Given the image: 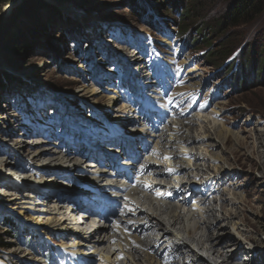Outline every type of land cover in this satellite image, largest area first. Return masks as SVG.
I'll return each instance as SVG.
<instances>
[{"label":"rangeland","instance_id":"rangeland-1","mask_svg":"<svg viewBox=\"0 0 264 264\" xmlns=\"http://www.w3.org/2000/svg\"><path fill=\"white\" fill-rule=\"evenodd\" d=\"M262 2L257 11L241 18L234 26L227 19L231 5L227 0H13L0 5V21L6 25L2 37L5 44L0 46V149L2 152L6 149L12 151L17 148V143L24 144L23 151L11 152L12 166L0 170L7 174V178L0 181V240L7 243L6 246L0 245V264H48L46 256L53 259L51 264H56L53 239L60 246L62 258L67 260L65 249L76 241L73 233L62 237L59 231L48 232L44 225L35 224L31 217L37 216L35 209L53 210L59 206L63 207L61 211L67 212L73 206L71 201L75 202L78 196L81 200H95L82 182L99 167L95 160L88 158L86 161L88 159L81 156L78 163L89 173L82 170L69 172L68 167L75 162L70 158L68 167H64L55 164V157H67L65 153L69 148L76 151L84 146L106 152L108 146L93 138L92 130L107 127L109 131L116 124L122 126L121 122H125L127 117L135 116L130 113V98L141 101L140 105L152 100L150 105L157 108L155 99L146 95L149 99L145 98L142 89L150 81L163 84L162 77L170 86L172 79L168 74L176 66L174 74L185 82L158 91L169 90L171 96L179 94L178 100L191 97V106L203 108H196L187 115L195 119L191 133L198 138L189 149L195 148V153L206 157L197 162L199 169L192 164L190 171L194 172L192 175L201 172L212 178L216 174L217 160L210 153H222L227 160L229 177L220 185L229 202L220 209V195L207 192V198L212 204L217 198L216 208L220 212L241 213L249 225L246 227L234 218L213 227L212 231L221 234L224 241L231 244L219 246V249L222 255L227 254L235 261L244 258L251 264H264V146L258 131L259 128L264 130V70L260 77L246 75L245 83L242 82L243 68H252H248L250 65H246V61L254 60L251 63H254L255 72L264 68V55H261L264 53V0ZM190 7L192 12L185 15V10ZM127 45L131 50L129 53L122 49ZM136 47L142 49L144 55L136 52ZM163 56L167 61H163ZM151 62L154 65L152 73ZM155 65L160 69L157 70ZM130 69L133 77L128 74ZM146 70L149 72H140ZM1 71L8 72L9 78L5 81ZM156 72L161 75L151 80L150 76ZM113 96L118 102H111L113 110L106 114L108 110H104V105ZM165 102L170 105L167 99ZM40 106L44 109L40 110ZM162 107L170 118H176L171 107L165 104ZM215 107L219 111L216 116L212 115ZM158 110L156 115L160 114ZM214 117L231 131V135L225 142L213 139V144L219 145L210 146L208 138L202 139L209 133V122ZM11 118L18 120L12 126L8 122ZM154 120L151 118L149 127ZM137 128L138 125H133L130 133L127 129L125 132L131 134ZM81 131L93 139L88 141L81 136ZM31 132L36 134L31 136ZM40 145L48 146L46 148L50 152L43 158L34 159L33 152ZM150 154H144V161ZM118 160L124 161L125 158ZM156 163L158 167L164 166L160 159ZM54 165L65 174L69 173L70 177L54 174L57 176L55 182L45 181L50 186L46 184L44 187L39 181L42 173L34 177L35 172L25 168L42 167L53 171ZM47 174L53 175L52 172ZM197 177L192 179L199 185L196 182L191 184L203 189L202 176ZM73 178L82 181L73 182ZM171 178L157 177L155 181L167 183ZM12 180L17 186L9 183ZM217 181H214L215 185ZM40 188L49 195L41 198L38 201L41 204L35 209L23 210L22 215L15 205L2 202L7 197L34 196ZM189 191V188H184L178 198L191 197L187 193ZM56 193L57 196H65L66 200L57 198ZM238 194L245 198L244 204L237 199ZM188 207L183 204V208ZM123 211L120 208L112 221ZM85 216L82 212L77 216L83 234L101 233V229L106 227L103 225L105 221H100L104 227L99 223L96 229H92L94 221L92 218L86 221ZM143 216L137 219L142 220ZM155 231L151 236L162 238L160 228ZM165 241L169 242V247L174 238L168 235ZM189 245L201 256L203 264H221L222 259L217 258V254L209 257L206 251L191 243ZM187 258L188 264H196L193 257ZM121 261L118 264H131L125 262L124 257Z\"/></svg>","mask_w":264,"mask_h":264},{"label":"bare ground","instance_id":"bare-ground-1","mask_svg":"<svg viewBox=\"0 0 264 264\" xmlns=\"http://www.w3.org/2000/svg\"><path fill=\"white\" fill-rule=\"evenodd\" d=\"M122 49L126 53L131 52V50L129 49V45L123 47ZM135 50L136 52L138 51V53H140L141 55H144L142 49L136 47ZM156 54L160 57L159 52H156ZM161 58L163 59V61H167V58H165V56ZM150 64L153 65L152 62ZM147 66H149V63ZM155 67L157 70L160 69L159 66L155 65ZM141 69L142 68H140V70ZM173 69L174 70H171L170 74H168V76H170V79H172V83L170 86L168 85L167 88L185 82V80H181V76L177 75L176 77V75L174 74L177 66ZM150 71L151 73L152 71H154V65ZM140 72L145 74L149 71L146 70ZM128 74L133 77V72L131 69ZM159 75L161 74H159V72H156L152 76L157 78V76ZM165 80L167 81V79ZM157 84L160 86L156 87ZM144 87L145 88H143L142 90H145L147 92L153 91L152 95L154 93L158 94L159 96L163 94L162 98L159 96L157 97L160 105L164 102L165 106L171 107V109L174 111L172 115H174L176 118L171 122L169 121L168 124L165 123V126L162 128L161 124H157L155 122L158 118H161L163 121L164 114H161V112L158 115L155 114V111L158 108L150 105V101L152 100L148 102L146 101L145 104L140 105L142 103L141 101H135L130 98V113L136 115L127 117L125 122H121L122 126H119L123 128L124 131L125 129L129 131L131 130L133 125H138V129L136 131L126 135L125 137H115L113 136L110 129L109 131H107V127L104 130H92V137L100 139L102 141V144L108 146L106 152L94 150L87 146L85 147L82 143L84 147L79 148L76 151L67 148L68 150H66L68 153H65L67 157L58 156L54 159L56 160L55 164H59L61 166L65 165L64 167H68V162L71 158V162L73 161L75 162V164L71 167H68V171L76 172L78 170H82L85 173L89 172L87 171V168L81 167V165H79L80 163L78 162L81 161L80 157L83 156L86 159L90 158L91 160L96 161V165L99 168L93 173H90V175L86 177V180L82 182V184L88 187V191H90L92 195H95L96 199L94 202L89 203L88 200H81L78 196L75 202L73 200V202L71 201V204H73V206L67 212L61 211L63 207L59 208V206L58 209L57 207H55L53 210L35 209L36 206H39L41 204L38 201L41 198H47L46 195H49V192H42L41 188L38 189L39 193H34V196L22 198H19L18 196L7 197L3 199L4 201L2 202L15 205L14 207L19 210L18 213L20 215H22L23 210L25 209L37 210V216H32L31 220H33L35 224L44 225L48 232L59 231L60 236L62 237L67 235L69 232H72V236L73 238L75 237L76 241H73L72 243V247H74V249L70 255H77L80 257V259L83 258L84 260H82V262L84 264H98L99 261L101 262L100 264H118V262H120L123 257L125 258V262L128 261L131 264H188V262H186L188 260L187 257H193V261L196 264H199V262L203 264L201 256L191 249V246L189 245L190 243L193 246L195 245L196 247H199L200 249L206 251L209 257H214L215 254H217V258L222 259L221 264H251L247 259L245 260L244 258H240L239 260L235 261L227 254L222 255L223 252L221 253L219 246L223 245V247H228L231 244L229 242H225L221 234H216V232L212 231V228L218 227L221 221H231V219L234 218H236L240 224L246 227L249 226L246 217L241 213H227L219 211L220 209L225 208L227 206V203L229 202V200L225 197V194L221 192L222 187L220 185V182L229 177V173L226 168V158L222 156V153H210L211 156H213L214 159L217 160L215 170L216 174L212 178H209L208 174L202 175L201 172H199V174L197 173V175H192L194 172L190 171V169L192 168V164L197 167V162L201 159L206 158L203 157L199 152L195 153V148L192 149V151H190L189 149V146L193 143H196L198 138L193 137L191 133L192 129L194 128L193 120L195 119L190 116L187 117V115L190 111L199 108L198 105L191 106V97H186L178 100V98H180L179 94L171 96L169 90L164 91L162 89V92L158 91V89L163 88V84H161L160 82L155 83L154 81H150L147 85H144ZM131 90L133 89L131 88ZM137 92H139V90H137ZM155 94L154 96H152L154 99ZM166 99L169 101L170 105L165 102ZM113 101L118 102L117 99H115V97L113 96L111 100L104 105V110H108L107 113L105 112L106 114L111 112L109 110H113L111 108V102ZM39 109L43 110L44 108L43 106H40ZM70 112H73V110H71ZM218 113L219 111L217 110V107H215L212 110V115L216 116L218 115ZM151 118H155V120L152 121V125L151 127H149ZM8 120L10 125L18 121L15 118H11ZM144 125H146L145 128H143ZM209 125V133L206 135L205 139H202V141H205L208 138L211 141L210 146L219 145L216 143L213 144V139L218 138L219 141L222 140L225 142L226 139H228L231 135V131L224 125H222L221 122H218L215 117L211 122H209ZM28 129H31V126H28ZM261 130V128L258 129L261 143L264 146V130ZM38 132L39 131H36V133ZM36 133L31 132L29 134L31 136H34V134ZM77 134L78 133H76V135ZM81 136L86 138L88 141H91V139H93L91 137L84 136L83 133L81 134ZM145 138H147L149 141ZM18 140L21 141L22 139ZM75 141L78 140L76 139ZM38 142L40 143V139ZM41 144H43L42 141ZM152 146H155L156 148L153 149ZM23 147V143H17V148H15V150L11 151L10 149H6L4 152H2L0 149V170L7 166H12V161L10 160L12 154L11 152H13V154H16V152H21L23 151ZM46 147L44 145L38 146V149L33 152V158H43L45 154L49 153L50 151ZM58 147H62V144ZM114 148H120L121 151L119 153L116 152L112 154V150ZM55 150H58V148ZM150 152L151 154L149 158H147V161H144V154H148ZM6 155L9 156L7 157ZM72 158L76 160L74 161L72 160ZM117 158H125V160H118L117 162ZM158 159L162 161V165L164 166H157L156 161ZM152 160L154 162H152ZM86 161H89V159ZM121 162H124L125 165ZM54 166L55 168L53 169V171H46L42 167H36L37 169H30V167L25 168L31 172H35L34 177L39 173H42L39 181L40 183L42 182V187H44L46 184L47 186H50V184L46 183L47 181L51 180L55 182V178L57 177L55 175H60L64 178L70 177L68 172V174H65V172L61 171L60 169H56L57 165ZM128 168L130 169V172H125ZM96 171L98 172L95 173ZM47 172H52L53 175L46 176L48 175ZM93 174L94 176H91ZM200 175L202 176L201 183L202 187L204 186L203 189H200L197 181L192 179H197V176ZM157 177H161L164 179L172 177V180L168 181L167 183L156 182L155 179L157 180ZM6 178L7 174L0 172V181H4ZM217 179L218 181L215 185L214 181ZM72 180L73 182L78 183L82 181L81 179L75 178H73ZM12 182L16 181H9V183L13 184ZM193 182H196L198 185L191 184ZM12 186L17 185L13 184ZM184 188L190 189V191L187 193L191 197L187 196L180 200L178 196L180 192L184 191ZM176 189L183 190L176 191ZM207 192H211L212 195L214 193L220 195L219 200L221 202L219 204V210H217L216 208V206L218 205V203L216 202L217 198L213 200L214 204H212L207 198V194H209ZM103 193L114 194L120 199L115 197H111V199H109V196L112 195H106L104 196V198H102L101 196ZM55 195L57 198L59 197L62 198V200H66L65 196H62V194L57 196L56 193ZM71 198L73 197H70L69 199ZM237 199L241 204L245 203V198L242 195H239ZM195 201H197L196 203L198 204H195ZM101 202H103V207L104 204L107 203L105 216H103L102 219H99H104L103 221H105V224L103 225H106V227L102 230L101 228L104 226H102V224L100 223V225L102 226L100 228L102 231L101 233H93L90 235L83 234L84 232L80 229L81 223H78L77 216L82 212V214L86 215L85 220L89 221V215H97L89 213H92L97 208L99 209V204ZM191 202L193 203L191 204ZM183 204H185L186 206L189 205V207L185 209L183 208ZM0 206L2 205L0 204ZM76 206H79V208L77 209ZM103 207H101V209ZM120 208H123L124 211L122 213L120 212V216L118 215V218L113 222L112 218L118 214ZM143 214L144 218L142 220H138L139 218H141L139 216ZM108 218L109 221H106V219ZM94 220L96 219H91V221ZM20 222L22 221L20 220ZM132 224H134V226H132ZM95 226L97 227L99 225ZM157 227H159L160 231L163 232L162 238L158 236H151L152 233H156L155 230ZM199 230H201V234H198ZM148 232H150V234H148ZM168 235H172L174 238L173 243L170 244L169 247L168 241L163 242V240H165ZM250 239L255 241V238L253 237H250ZM133 250L135 251L133 252ZM67 260H70V258H67ZM95 260H97V262H95Z\"/></svg>","mask_w":264,"mask_h":264},{"label":"trees","instance_id":"trees-1","mask_svg":"<svg viewBox=\"0 0 264 264\" xmlns=\"http://www.w3.org/2000/svg\"><path fill=\"white\" fill-rule=\"evenodd\" d=\"M13 0H0V5H3V4H6L8 2H12ZM227 1H230L231 2V5L229 7V12L227 14V19L228 21L230 22L231 25H237L239 23V20H241V18H246L248 16H250V14L254 11H257L258 8H260V5L262 2V0H227ZM185 15H187L188 13L192 12V7L188 8L187 11L185 10ZM186 24V23H185ZM184 24V26H186ZM5 24L3 23V21H0V46L1 45H4L5 44V41H3L2 37H3V33H4V28H5ZM5 40V38H4ZM242 52L240 53V56H241ZM262 56L264 55V53L261 54ZM251 62H254V60L250 61H246V65L247 63L250 65L248 66V68L252 67L250 70H247L245 67L243 68L244 71H243V74H244V77H243V84L245 83V77L246 75H254V77H256V75L258 77L261 76V72L263 74V70L264 68L261 70L260 68L257 69L258 72H255L256 69L254 68V63H251ZM1 70V69H0ZM3 72L1 75L2 79H5L6 78H9V75H8V72L7 71H1ZM260 72V75H258V73ZM251 73V74H250ZM241 82V83H242ZM0 245L2 246H6L7 243H5L3 240H0Z\"/></svg>","mask_w":264,"mask_h":264}]
</instances>
